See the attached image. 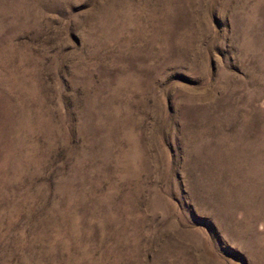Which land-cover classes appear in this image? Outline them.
<instances>
[{
  "label": "rangeland",
  "instance_id": "rangeland-1",
  "mask_svg": "<svg viewBox=\"0 0 264 264\" xmlns=\"http://www.w3.org/2000/svg\"><path fill=\"white\" fill-rule=\"evenodd\" d=\"M0 264H264V0H0Z\"/></svg>",
  "mask_w": 264,
  "mask_h": 264
}]
</instances>
